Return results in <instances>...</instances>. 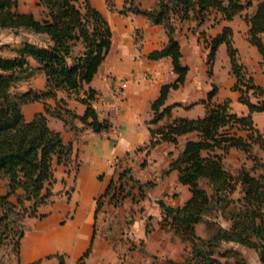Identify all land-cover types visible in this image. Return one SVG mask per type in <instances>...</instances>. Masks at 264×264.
I'll use <instances>...</instances> for the list:
<instances>
[{"label": "trees", "instance_id": "1", "mask_svg": "<svg viewBox=\"0 0 264 264\" xmlns=\"http://www.w3.org/2000/svg\"><path fill=\"white\" fill-rule=\"evenodd\" d=\"M106 3L112 8V0H106ZM124 3L120 12L142 14L151 23L164 26L166 43L147 57L169 56L177 74L172 82L161 85L158 97L152 101V116L148 121L150 136L138 149L149 150L164 141L176 143L178 136L187 132L195 131L198 135L196 140L185 143L169 168L177 169L179 181L188 185L191 197L180 207H170L160 201L163 216L159 224L190 243L189 254L180 264H248L236 250L220 251V244L229 241L253 248L264 264V163L252 151L254 145L264 151V133L252 120L253 113L264 111V91L253 83L252 76L239 63L230 27L224 26L222 32L210 40L206 57L208 73L211 74L217 47L224 43L236 79L233 89L239 92V101L247 106L248 114L238 116L231 112L227 100L212 103L216 92V86L212 85L203 101L206 106L203 117L178 118L156 125L164 116H170L173 105H165L167 93L184 81L187 72V67L180 63L182 53L174 38L175 24L192 17L196 25H200L213 11L214 20H231L243 9L255 6L254 11L244 17L249 26L248 40L259 51L264 72L261 39L264 0H158L151 10L140 9L135 0H124ZM17 4L18 0H0V28L33 34L36 39L26 38L18 47L0 46V50L8 47L11 54L0 52V178L8 179V191L0 195V247L6 240L11 241L19 264L23 219L39 216V206L52 202L53 159L63 165L70 162L71 147L64 144L58 131L49 128L47 116L62 119L70 129H77L73 122L75 118L82 122L81 129L87 127L98 133L111 128L107 120L99 119L92 107L97 92L89 84L110 49L112 30L90 0H38L40 18L31 12H19ZM78 42L82 44V50L75 55L73 48ZM30 58L37 66L30 65ZM38 70L45 75L44 90H14L17 82L31 78ZM59 90L68 96L69 93L79 96L86 105L83 115L78 116L67 107L64 98L57 97ZM47 98L54 99L55 106L47 103ZM35 101L43 102L44 111L26 120L22 105ZM231 147L244 151L252 166L242 165L235 173L226 170L222 160ZM124 177L131 179L133 186L137 185L138 198L142 197V185L128 175V169H124L96 198V212L106 196L114 206L121 204L129 193L122 181ZM201 180L207 181L210 192L200 186ZM236 185L240 186L241 195L233 198L231 194ZM116 192L121 201L114 199ZM10 196L15 200H10ZM218 218L230 221V226L222 227ZM200 222H206L212 231L207 237L195 233V225ZM88 252L89 249L78 264H82ZM56 257L60 258L59 264H63L62 255Z\"/></svg>", "mask_w": 264, "mask_h": 264}, {"label": "crops", "instance_id": "2", "mask_svg": "<svg viewBox=\"0 0 264 264\" xmlns=\"http://www.w3.org/2000/svg\"><path fill=\"white\" fill-rule=\"evenodd\" d=\"M37 2L38 0L33 2L37 12L20 10L19 1L17 10L31 12L36 18H40ZM90 2L107 19L112 30L110 49L89 84L97 92L92 107L99 119L107 120L111 128L98 133L87 127L81 129L82 122L75 118L73 122L77 129H70L62 119L47 116L49 128L58 131L64 144L70 145V162L63 165L53 159L52 202L39 206V216H26L23 219L24 233L19 246V264H59L60 258L56 255H62L63 264H78L87 249L89 252L82 264H180L189 254L190 243L159 224L163 216L160 201L170 207H180L191 197L188 185L179 181L177 169L169 168L170 162L183 150L185 143L198 138L197 132L179 135L176 143L164 141L149 150L138 149L148 142L150 136L148 121L152 116V101L158 97L161 85L172 82L177 76L169 56L159 59L147 57L151 51L160 49L166 43V29L162 24L151 23L142 14L120 12L124 7V0H112V8L107 6L106 0ZM135 3L140 9L151 10L156 7L158 0H135ZM248 8H252L248 11L250 14L255 6ZM248 8L231 20L221 19L218 22L221 27L211 34L210 39L219 35L224 26L230 27L239 63L252 76L253 83L264 91L262 57L248 40L249 26L245 15H241ZM236 16L243 18L242 32H238L229 23ZM217 25L219 24L209 25L207 21L196 25L192 17L175 24L174 38L182 53L180 63L187 67V72L184 81L167 93L165 105H173L170 116H164L156 125L178 118L203 117L206 112L203 101H206L212 85L216 86L212 103L227 100L231 112L238 116L248 114L247 106L239 101V92L233 89L236 79L224 43L217 47L211 74L208 73L206 63L209 47L207 54L199 61L194 57L190 60L185 57L186 50L194 51L198 47L195 35L197 30H212ZM7 29L0 28V34ZM137 29L140 36L135 39L134 31ZM263 34L264 32L261 39L264 44ZM29 35V39H36L35 35ZM23 40L18 45H12L2 41L0 37V46L9 44L18 47ZM81 50L82 44L78 42L73 53L80 54ZM29 61L32 67L37 66L34 59L30 58ZM196 67L197 76H194ZM16 85L19 91L44 90L45 75L38 70L31 78L17 82L14 89ZM57 97L64 98L67 107L78 116L83 115L86 105L76 93H69L68 96L65 91L59 90ZM251 99L255 100L253 97ZM46 102L55 106L52 98H47ZM43 111L44 104L41 101L22 105L26 120H31L35 114ZM252 120L254 125L257 121L261 123L255 125L257 128L261 125L263 127L264 111L253 113ZM255 146L263 154L260 157L253 150ZM252 151L264 163V151L258 145H254ZM237 156L241 157L240 162ZM229 157H233L234 164L230 170L225 166V160ZM247 160H250V164L244 162ZM75 161L78 164L72 171L71 164ZM222 162L224 168L232 173L242 165L247 168L252 166L247 154L234 147L224 155ZM124 169H128V175L142 185V197L138 198L137 185L133 186V181L124 177L122 181L129 193L121 204L114 206L109 196H106L96 212V198L104 193L110 181L116 180ZM200 186L210 192L206 180H201ZM7 191L8 179L0 178V195H5ZM240 195V186L236 185L231 197ZM10 200L14 201L15 197L10 196ZM131 216L134 218L132 222L121 225L119 221L122 218L129 222ZM218 221L222 227L230 226L228 220L218 218ZM122 232L132 234V247L124 241ZM211 232L206 222L195 225V233L200 237H207ZM220 247V251L233 249L243 257L245 255L249 264H262L253 248L231 241L222 242ZM9 255L13 264H18L15 253Z\"/></svg>", "mask_w": 264, "mask_h": 264}, {"label": "rangeland", "instance_id": "3", "mask_svg": "<svg viewBox=\"0 0 264 264\" xmlns=\"http://www.w3.org/2000/svg\"><path fill=\"white\" fill-rule=\"evenodd\" d=\"M19 1V4H18V8L20 10H31V11H34V12H37V9L33 6V2L34 0H18ZM252 8H248L246 9L241 15H247L249 12L248 11H251ZM111 11V9H110ZM213 15H214V11L211 12L209 14V18L206 20L208 22L209 25H215L216 23L219 24L217 25L216 27H214L212 30L211 28L208 29L207 31H198L197 28H195V31L197 30L196 32V38H197V45L198 47L192 51V49H189V50H186V54H185V57L187 60H190L192 57L196 58L198 61L200 58L204 57V55L207 54V51H208V46H209V43H210V36L211 34H214L220 27H221V24L218 23L220 22L217 21V20H214L213 19ZM217 18H219V14H217ZM227 22V21H226ZM229 23L235 28L238 30V32H242L244 29H242L244 27V21H243V18L242 16H236L231 22L229 21ZM195 33V32H193ZM232 35V33H231ZM28 36H30L29 34L27 33H24V32H18V33H13L10 29H7V30H3L2 31V34H0V37H1V40L2 41H5V42H9V44H12V45H18L20 40L21 39H26L28 38ZM140 36V31L137 29L134 31V38L137 39L138 37ZM263 36V39H264V34L262 35ZM31 37V36H30ZM188 42H193V41H188ZM187 42V45L190 46V44ZM1 54L2 55H8L9 51H8V47H3L1 50H0ZM201 64V62H198V64ZM199 67V65H198ZM197 67L195 69V72L194 76H197ZM15 91H19L18 90V86L16 85V88L14 89ZM258 124H261L259 123V121H257L255 123V125H258ZM260 128H258L262 133H264V126L262 127L259 126ZM255 152L258 154V156L260 157L262 154V152L260 150L257 149V147L255 146L254 149ZM240 156L238 157L237 156V159L238 161L240 162ZM262 159V158H261ZM245 163H249L250 164V160H247V161H244ZM77 161H75L74 163L71 164V170L74 171L76 169V166H77ZM248 164V165H249ZM225 166L227 167V169L230 170L231 166H234L233 164V157H229V159L225 160ZM130 215V214H129ZM134 220L133 216H131L129 222H126L124 221V219L122 218L121 221H119L121 223V225L123 224H126V223H130ZM150 227L152 226V223L150 222ZM127 229H129L128 227H126ZM122 236L124 237V241L128 243L129 247H132L134 244H133V237H132V234L131 233H125V232H122ZM220 249H222V247H220ZM15 250H14V247H13V244L11 241H8L6 240L4 242V244L0 247V264H13L12 262V258L10 257L11 255L9 254H14ZM245 257V260L247 261V263L249 264L250 262L248 261L249 259L246 258V256L244 255ZM122 264H124V262H122Z\"/></svg>", "mask_w": 264, "mask_h": 264}, {"label": "built area", "instance_id": "4", "mask_svg": "<svg viewBox=\"0 0 264 264\" xmlns=\"http://www.w3.org/2000/svg\"><path fill=\"white\" fill-rule=\"evenodd\" d=\"M114 199L116 200V201H121L120 200V196H119V194L116 192V193H114Z\"/></svg>", "mask_w": 264, "mask_h": 264}]
</instances>
